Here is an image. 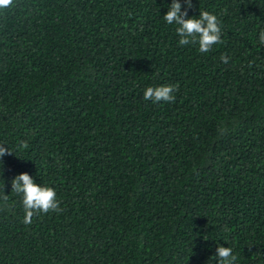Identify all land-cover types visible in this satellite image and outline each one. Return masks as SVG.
<instances>
[{
	"label": "trees",
	"instance_id": "obj_1",
	"mask_svg": "<svg viewBox=\"0 0 264 264\" xmlns=\"http://www.w3.org/2000/svg\"><path fill=\"white\" fill-rule=\"evenodd\" d=\"M171 2L0 9V264H218L217 245L264 264V0H181L217 16L208 53ZM162 84L174 103L143 99ZM24 172L62 212L22 223Z\"/></svg>",
	"mask_w": 264,
	"mask_h": 264
},
{
	"label": "clouds",
	"instance_id": "obj_2",
	"mask_svg": "<svg viewBox=\"0 0 264 264\" xmlns=\"http://www.w3.org/2000/svg\"><path fill=\"white\" fill-rule=\"evenodd\" d=\"M184 3L190 8L191 0H184ZM13 4V0H0V9L8 8ZM168 24H176V33L179 37V44L187 46L189 44H198L201 53H208L214 45L223 43L220 22L216 15L200 10L199 17H188L187 10L182 11L181 0H172L168 10L163 15ZM258 42L264 45V29L259 32ZM220 60L227 64L230 57L221 55ZM179 85L162 84L159 86H149L143 92V99L151 100L154 103L161 101L165 103H174L176 97L174 92ZM226 129H221L223 133ZM23 147H27L26 142H22ZM5 154L12 152L0 145V162ZM11 192L21 197V203L24 209V218L22 223L30 225L34 216L39 214H48L50 212L60 213L63 209L60 207V201L57 199V193L53 187L42 186L34 181L27 173H21L15 176L11 181ZM3 201H8V195L3 194ZM218 261V264H236L237 257L233 254L231 247L217 245L216 256L212 257Z\"/></svg>",
	"mask_w": 264,
	"mask_h": 264
}]
</instances>
